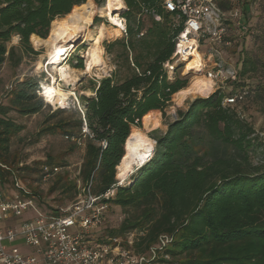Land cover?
<instances>
[{"label": "trees", "instance_id": "obj_1", "mask_svg": "<svg viewBox=\"0 0 264 264\" xmlns=\"http://www.w3.org/2000/svg\"><path fill=\"white\" fill-rule=\"evenodd\" d=\"M90 1L95 13L106 3L7 0L0 6V67L7 59L18 65L22 59L17 56L18 49L25 55L36 54L30 41L48 40L54 21ZM123 1L126 36L105 46L116 69L92 84L90 96L80 97L81 110L69 107L52 112L49 108L39 133V137L61 136L72 153L84 146L78 176L72 179L65 174L55 183L53 192L76 201L79 183L96 197L115 190L108 204L120 208L125 219L109 236L127 238L135 234L134 250L138 254L150 253L166 238L169 243L158 251L159 262L264 264V165L255 163L258 138L238 110L255 95L264 99V81L256 88L241 87L229 95L218 91L198 98L169 120L167 113L175 95L189 88L191 81L188 74L183 76L180 65L172 74L166 69L168 63H174L184 19L166 11L165 0ZM221 6L224 11L235 8L233 0H224ZM14 37L20 38L19 47H9ZM258 39L263 40L264 52V33ZM259 68L264 73V55L247 53L242 73ZM38 91L33 79L18 82L8 104L0 106L1 181L21 163L12 141L24 127L8 115L12 111L21 117L40 114L45 104ZM238 93H246L243 100L225 104L227 98ZM155 112L162 113L167 129L149 134L156 142L151 160L128 185H118L117 169L126 155L127 140L133 129L142 128L148 115ZM70 165L50 158L46 164L37 162L24 169L42 173L43 166ZM50 214H59V210Z\"/></svg>", "mask_w": 264, "mask_h": 264}, {"label": "rangeland", "instance_id": "obj_2", "mask_svg": "<svg viewBox=\"0 0 264 264\" xmlns=\"http://www.w3.org/2000/svg\"><path fill=\"white\" fill-rule=\"evenodd\" d=\"M6 1L7 0H0V6H2ZM245 1L247 0H233L234 9L241 11L242 22L246 26L247 30L243 33L240 32L235 25H233V23L228 24L231 29L228 30L227 37H229L230 34V37L234 39L235 42L232 47L225 48L215 43L207 46L200 45L198 53L202 57L203 66L201 69L196 70V72H187V66L194 60L195 56H191L189 58L190 62H184L177 65L182 66L183 76L188 74L191 77L189 85L190 88L195 83L202 82L203 84H206L213 82V89L206 95L191 93L185 96L184 99H180L178 96H175L173 99V106L167 113L169 120L176 117L179 110L185 111L189 105L198 98H207L218 91L229 95L232 91L235 92L238 90L239 92L241 87L256 88L260 82L264 81V73L263 71L262 73L260 72L261 68H259L257 72L250 71L247 74L242 73L244 59L247 53L251 54L252 52H257L260 56L264 55V52H261L263 40L258 39L256 41L257 36L264 33V0ZM122 2L123 7L116 12L115 16H118L125 26L126 20L123 17V13L125 12L126 7L123 0ZM90 3L91 4L85 7L88 8L87 15L92 20L89 29L93 31V36L87 40H79V43L77 42L76 44V50L74 49L67 52L64 57L65 61H63L59 67L60 69L61 67L69 66L71 69L76 71L73 75L75 81L72 89H70L69 85L64 82H58L56 84L57 88H60L68 95L69 99L67 101L63 103L60 101L49 102L44 95V85L52 83L51 76H55L57 79H60L58 75L59 70L52 66H48L49 54L52 50L47 44L37 48L30 41L36 54L25 55L21 49H18L17 56L22 58L20 63L17 65L16 61L7 59L0 67V103L6 105L8 104L18 82L33 79L36 83H38L39 91L37 92V95L45 104V107L40 114L21 117L14 111L9 113V118L24 127L22 133H20L19 136L12 141V149L16 152V154H18L21 163L11 170L9 168L2 167L3 170H10L11 175L7 176L4 181H1L0 178V192L9 195L15 194V179L19 180L21 187L30 191L35 196L37 209L43 213L42 215L44 216L52 213L54 209H65L75 202L68 199L65 200V197L62 196L59 191L53 192V188L55 183L67 173L70 174L72 179H75L78 176L79 168L84 155V146H82V144L80 145L81 148L79 151L72 153L69 146L62 141V138L59 135L39 137V133L44 127V123L47 121L50 114L49 108L52 112L61 108L69 107H76L80 109V97L83 95L90 96L91 92L88 90L91 88L92 84L110 76V74H112V72L116 69L113 63V58L107 54L105 46L126 36L121 29L114 27L113 29L116 31V35L114 37L108 35L109 37L107 36L101 42V46L104 50V54L102 55L104 68L102 70L95 68L94 71H91V73H87L88 54L97 43L98 36L96 34L98 30L96 28H98L101 24L106 25L107 27H110L111 25L108 17L106 18L101 16L102 14L100 12V8H98L99 10L95 13L92 1H90ZM82 9H84V7ZM97 19H100L101 21L97 22ZM19 45L20 38L14 37L12 42L9 44V47H19ZM219 70L221 73L217 72ZM228 70L234 71L238 75L236 81L229 79L230 75L227 73ZM210 73L213 74V80L209 77ZM238 110L242 117L252 124L256 132V138H258V147L254 155L255 163L264 165V99L260 100L256 98L255 95L253 98L248 99L245 103H243ZM153 115L147 125L143 122L142 128H135L133 131L138 130L145 137L150 139L153 143V149H155L156 142L150 138L149 134L157 129L164 131L167 127L164 124L161 112H155ZM50 158H53L57 163L66 161L71 165L69 167H59L61 169L60 173L47 181L43 180L42 173H30L24 169L34 167L37 162L42 165L46 164L47 160ZM17 169L20 170L17 171ZM139 169L140 166L135 167L124 180L117 178L118 185H128ZM82 189V184L79 183L80 194H83ZM105 214H107V216L97 231L99 234H103V236H109V232H116L119 230L125 216L120 208L110 206V204L109 209ZM36 215L37 214L34 211L30 210L23 216L22 219L31 220L35 218ZM123 239L125 240L126 237H123ZM158 260L159 259H157L154 264H166L159 262ZM165 260L169 261L168 258Z\"/></svg>", "mask_w": 264, "mask_h": 264}, {"label": "built area", "instance_id": "obj_3", "mask_svg": "<svg viewBox=\"0 0 264 264\" xmlns=\"http://www.w3.org/2000/svg\"><path fill=\"white\" fill-rule=\"evenodd\" d=\"M223 2L165 0V10L184 19V30L177 38L172 57L174 63L166 65L169 74L178 64L199 52L200 45L215 43L225 48L232 47V38L227 37L231 29L229 23H233L240 32H246L241 11H224ZM156 20L160 22L161 18L156 17ZM122 32L126 35V25ZM217 72L221 73L220 70ZM227 73L230 80H237L238 75L234 71L228 70ZM209 77L213 80L212 73ZM245 95L238 93L229 97L225 104L235 105ZM42 169L44 181L57 176L61 170L50 166ZM15 189L13 195L0 192V264H154L158 251L169 243L164 238L150 253L138 254L134 250L135 234L125 240L99 234L97 230L107 216L108 201L115 196V190L104 197H96L89 187L83 188V194L67 208L59 209V214L44 216L37 209L35 196L21 187L17 179ZM30 210L37 214L36 217L23 220Z\"/></svg>", "mask_w": 264, "mask_h": 264}, {"label": "bare ground", "instance_id": "obj_4", "mask_svg": "<svg viewBox=\"0 0 264 264\" xmlns=\"http://www.w3.org/2000/svg\"><path fill=\"white\" fill-rule=\"evenodd\" d=\"M122 7V0H106L105 6L100 8V12L102 14L101 16L106 18L108 17L111 25L110 27H107L106 25L101 24L98 26V28H96L98 30L96 34L98 38L96 45L89 51L88 54L87 73H91V71H94L95 68H99L98 70H102L104 68V62L102 59L104 50L101 46V42L108 35L113 37L116 35V31L113 29L114 27L123 30L124 23L118 18V16H115L116 12ZM87 9V7H84V9L74 8L72 13L53 22L50 39L44 40L37 38L32 41V43L37 48L42 47L45 44L51 48L52 52L49 54L48 66H52L59 70L57 71L59 73L58 75L60 79H57L55 76H51L52 83L44 85V95L49 102L60 101L63 103L69 99L68 95L65 94L60 88H57L56 84L58 82H64L68 85L74 84L75 78L73 75L76 73V71L71 69L69 66L61 67L60 69L59 67L62 62L65 61L64 57L66 56L67 52L74 50L79 40H87L93 36V31L89 29L92 20L87 15ZM194 56V60L187 66L188 73L193 71L196 72V70L201 69L203 66L201 55L197 52ZM185 62L190 61L189 59H186ZM201 83H195L191 88L189 87L175 96H178L180 99H184L185 96L191 93H200L201 95H206L213 89V82L206 84ZM153 114L155 113L148 115L144 122L145 125L150 122L152 119L151 116ZM152 149L153 143L150 139L145 137L138 130L132 131V134L130 135L126 145V155L122 160L121 165L117 169V178L124 180L134 170L135 167H139L140 164L147 158H151L153 156Z\"/></svg>", "mask_w": 264, "mask_h": 264}, {"label": "water", "instance_id": "obj_5", "mask_svg": "<svg viewBox=\"0 0 264 264\" xmlns=\"http://www.w3.org/2000/svg\"><path fill=\"white\" fill-rule=\"evenodd\" d=\"M73 84H69V88L72 89ZM154 154V149H152V155ZM152 158V157H151ZM151 158H147L144 162L140 164V168H142L148 161L151 160Z\"/></svg>", "mask_w": 264, "mask_h": 264}, {"label": "crops", "instance_id": "obj_6", "mask_svg": "<svg viewBox=\"0 0 264 264\" xmlns=\"http://www.w3.org/2000/svg\"><path fill=\"white\" fill-rule=\"evenodd\" d=\"M230 36V35H229Z\"/></svg>", "mask_w": 264, "mask_h": 264}]
</instances>
